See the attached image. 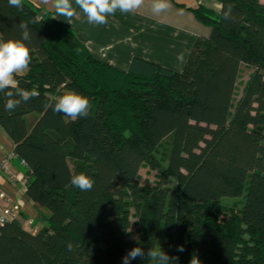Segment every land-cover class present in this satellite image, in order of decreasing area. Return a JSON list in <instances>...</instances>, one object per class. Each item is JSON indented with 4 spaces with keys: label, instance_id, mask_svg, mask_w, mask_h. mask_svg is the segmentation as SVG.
Wrapping results in <instances>:
<instances>
[{
    "label": "trees",
    "instance_id": "obj_1",
    "mask_svg": "<svg viewBox=\"0 0 264 264\" xmlns=\"http://www.w3.org/2000/svg\"><path fill=\"white\" fill-rule=\"evenodd\" d=\"M219 1L189 8L211 31L175 70L140 57L120 69L34 1L0 0V40L28 23L31 64L16 79L39 92L14 111L0 92V125L24 162V197L47 212L35 232L0 224V264H122L154 245L176 264H264V1ZM242 64L252 72L235 100ZM69 90L90 100L87 118L53 110ZM144 163L157 184L138 182ZM81 173L91 190L71 184ZM245 191L241 207L213 210Z\"/></svg>",
    "mask_w": 264,
    "mask_h": 264
},
{
    "label": "crops",
    "instance_id": "obj_2",
    "mask_svg": "<svg viewBox=\"0 0 264 264\" xmlns=\"http://www.w3.org/2000/svg\"><path fill=\"white\" fill-rule=\"evenodd\" d=\"M32 1L52 17L56 16L51 0L48 4L43 3V0ZM72 2L77 15L70 23L64 17L55 19L73 31L95 57L120 69H127L133 57L175 70L181 69L195 41L207 37L211 31L189 8L197 5L214 11L221 8L219 0H169L170 8L156 14L151 10L152 0H145L138 10L128 13L117 10L108 17L107 24L95 25L88 23L87 17L75 5V0ZM181 53L183 60L178 59ZM13 146L7 132L0 125V159L5 153L11 152ZM11 170L22 172L16 158L11 159ZM0 187L5 195L21 204L18 218L25 229L29 226V221L36 230L45 225L47 212L29 202L18 185L9 183L0 174ZM2 204L3 200L0 199V207Z\"/></svg>",
    "mask_w": 264,
    "mask_h": 264
},
{
    "label": "clouds",
    "instance_id": "obj_3",
    "mask_svg": "<svg viewBox=\"0 0 264 264\" xmlns=\"http://www.w3.org/2000/svg\"><path fill=\"white\" fill-rule=\"evenodd\" d=\"M8 2L11 7L23 11L22 0H8ZM49 2L50 0H43L45 4ZM51 2L56 12L53 18L64 17L70 23L71 19L77 15L72 0H51ZM144 2L145 0H75V5L87 17L88 23L104 25L108 23V17L114 15L117 10L122 13L134 12ZM169 8V0H152L151 2L153 13H163ZM225 15L227 16V13ZM19 27L21 29L19 39L0 40V92L7 97L5 109L8 111H14L21 102L26 103L39 96L36 89L28 91L20 88L16 79L17 75L29 71L31 64L28 42L32 39V33L26 22H21ZM178 59L183 60V53ZM53 110L65 114L72 120L87 118L90 113V100L74 90H69L56 99ZM70 182L82 191L91 190L94 184V181L83 173L72 176ZM176 251L183 252V246H177ZM137 258L142 260L147 258L153 264H176L178 260V257L170 256L160 245H154L147 250L136 246L128 250L122 258V264H130ZM190 264H200L198 257L194 256Z\"/></svg>",
    "mask_w": 264,
    "mask_h": 264
},
{
    "label": "rangeland",
    "instance_id": "obj_4",
    "mask_svg": "<svg viewBox=\"0 0 264 264\" xmlns=\"http://www.w3.org/2000/svg\"><path fill=\"white\" fill-rule=\"evenodd\" d=\"M251 72H252V68L244 64L241 65L240 71H239V77L237 79L236 93L234 97L235 100L238 99V97L240 96L241 91L247 79L249 78V75ZM158 174H159V167L157 165L152 166L150 163H144L139 169L138 182L140 184L155 185L157 184V181H158ZM245 194H246V191L243 192L241 196L236 197V198H231V197L222 198L214 204L213 210H217V209L227 210L229 208H239L244 203ZM133 212H134L133 209H131L132 214ZM130 221H131V224L129 228V232H130L129 237L132 238V237H136L138 234V224L136 222L137 218L135 217V215H132Z\"/></svg>",
    "mask_w": 264,
    "mask_h": 264
},
{
    "label": "built area",
    "instance_id": "obj_5",
    "mask_svg": "<svg viewBox=\"0 0 264 264\" xmlns=\"http://www.w3.org/2000/svg\"><path fill=\"white\" fill-rule=\"evenodd\" d=\"M15 158L14 153L7 152L0 159V174L4 176L9 183L18 185L22 191L25 189L26 178L23 172H13L11 170V159ZM21 166H24V162H20ZM0 199L3 200V204L0 207V224L5 221L15 220L19 217L20 203H15L11 198L4 194L0 187ZM29 226L26 228L31 232H35L36 229L31 227V221Z\"/></svg>",
    "mask_w": 264,
    "mask_h": 264
}]
</instances>
